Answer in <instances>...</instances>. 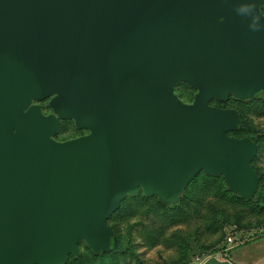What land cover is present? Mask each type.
<instances>
[{
  "label": "water",
  "instance_id": "obj_1",
  "mask_svg": "<svg viewBox=\"0 0 264 264\" xmlns=\"http://www.w3.org/2000/svg\"><path fill=\"white\" fill-rule=\"evenodd\" d=\"M263 2L0 0V264L112 250L127 196L172 203L201 171L252 199L258 140L209 100L264 92ZM68 118L90 132L57 140Z\"/></svg>",
  "mask_w": 264,
  "mask_h": 264
},
{
  "label": "rangeland",
  "instance_id": "obj_2",
  "mask_svg": "<svg viewBox=\"0 0 264 264\" xmlns=\"http://www.w3.org/2000/svg\"><path fill=\"white\" fill-rule=\"evenodd\" d=\"M197 91V88L187 82L179 83L175 87V92L179 97L192 100V102ZM44 101L34 100L47 114L52 111V107L48 100ZM209 104L233 109L243 107L247 112V124L253 130L251 131L247 126L243 127L244 136L252 132L257 137H262L261 151L252 161L260 177L255 196L248 201L245 199L234 201L221 189L224 187V182L226 183L223 174L211 175L206 171H201L185 190L180 192L177 200L166 203L171 209L167 213V208H165V215L162 217L155 213L143 215L140 218L128 214L117 220H108L110 225L117 226L120 236H124L121 246H126L129 250V254L120 264H193L225 248L229 238H232L233 243V238H236L239 233H243V237L247 238L264 232V110L254 111L248 107L247 103L244 104L234 97L226 100L213 97L209 100ZM89 132L90 129L78 127L74 119L68 118L62 121L61 129L55 138L63 141ZM229 135H232L231 132ZM232 136L238 137V135ZM204 173L216 178V182L215 179L212 180L214 184L211 188H207L209 184ZM229 192L233 193L231 190ZM178 211L186 213L178 216ZM138 220L144 223V227L139 225L129 232L130 225ZM157 227L163 228L160 230L162 232L161 242L154 244L146 238L145 228ZM85 246L88 245L82 239L78 248L84 250Z\"/></svg>",
  "mask_w": 264,
  "mask_h": 264
},
{
  "label": "trees",
  "instance_id": "obj_3",
  "mask_svg": "<svg viewBox=\"0 0 264 264\" xmlns=\"http://www.w3.org/2000/svg\"><path fill=\"white\" fill-rule=\"evenodd\" d=\"M263 10H264V7H263ZM230 97H234L235 99L240 100L244 104L247 103L248 107H250L254 111L264 110V92L257 95L256 97L252 99H240V98L235 97L233 94ZM181 98L183 99V101L187 103L192 102V100H187L183 97ZM223 100H226V99H223ZM236 109L239 111V114H240L241 128H239L238 130L230 131V132L232 135H238V137H242V136L244 137L243 127L247 126L251 131L253 130L247 124L246 110L241 106L237 107ZM248 133L250 135H254L252 132H248ZM254 136L257 138L258 143H259L258 151H257L258 153L261 151L260 142H261L262 137H257L256 135ZM204 177L206 178V181L209 184L207 185V188H211L212 184H214L213 183L214 181L212 180L215 179V182H216V178H212L208 174H205ZM221 189L223 190V193L229 195L232 200L234 201L243 200V198L229 192L227 183L224 182V187H221ZM185 197L187 198V195H185ZM260 197L262 198V195H260ZM165 208H167V213L171 209L166 203L162 202L157 195L147 196L143 193L142 190H140L136 195L127 196L122 201L119 209L116 210L114 213H112L109 220H117V218L126 217L128 214H131L134 217L139 216L140 218L143 215L155 213L158 216L162 217L163 215H165V211H164ZM178 212H179L178 216H182L185 211L183 212L178 211ZM139 225H141L142 228L144 227V223L141 220H138L132 223L129 227V232H131L136 226H139ZM110 226L113 228L116 238L118 240L117 245L112 250H107L103 253H95L90 247L85 246V249L84 250L80 249L77 255L70 254L68 256L67 261L63 264H120L121 261L124 260L126 256L129 254V250H128V247L121 246V241L123 240L124 236L123 235L120 236V233L117 230V226L114 224H111ZM162 229H163L162 227L151 228V229L145 228V231L147 232L146 238L153 241L154 244L160 243L161 242L160 237L162 236V232L160 230Z\"/></svg>",
  "mask_w": 264,
  "mask_h": 264
},
{
  "label": "crops",
  "instance_id": "obj_4",
  "mask_svg": "<svg viewBox=\"0 0 264 264\" xmlns=\"http://www.w3.org/2000/svg\"><path fill=\"white\" fill-rule=\"evenodd\" d=\"M239 233L225 248L209 254L193 264H264V232L243 237Z\"/></svg>",
  "mask_w": 264,
  "mask_h": 264
},
{
  "label": "flooded vegetation",
  "instance_id": "obj_5",
  "mask_svg": "<svg viewBox=\"0 0 264 264\" xmlns=\"http://www.w3.org/2000/svg\"><path fill=\"white\" fill-rule=\"evenodd\" d=\"M264 3V2H263ZM263 3L261 4V9H262V11H263V13H264V10H263ZM50 99H51V97H48V98H44V99H42L44 102H47L46 100H48V101H50ZM43 110V109H42ZM53 111V110H52ZM52 111H50V112H47V114L48 113H51ZM44 112V111H43ZM45 113V112H44Z\"/></svg>",
  "mask_w": 264,
  "mask_h": 264
},
{
  "label": "built area",
  "instance_id": "obj_6",
  "mask_svg": "<svg viewBox=\"0 0 264 264\" xmlns=\"http://www.w3.org/2000/svg\"><path fill=\"white\" fill-rule=\"evenodd\" d=\"M228 240H229V242H231L232 238H229Z\"/></svg>",
  "mask_w": 264,
  "mask_h": 264
}]
</instances>
